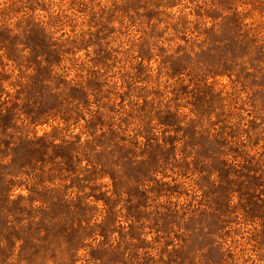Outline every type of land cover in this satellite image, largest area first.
Here are the masks:
<instances>
[{"label":"rangeland","instance_id":"1","mask_svg":"<svg viewBox=\"0 0 264 264\" xmlns=\"http://www.w3.org/2000/svg\"><path fill=\"white\" fill-rule=\"evenodd\" d=\"M0 27V264H264V0H0Z\"/></svg>","mask_w":264,"mask_h":264},{"label":"trees","instance_id":"2","mask_svg":"<svg viewBox=\"0 0 264 264\" xmlns=\"http://www.w3.org/2000/svg\"><path fill=\"white\" fill-rule=\"evenodd\" d=\"M0 30H2V27H0ZM2 50V49H1ZM8 52V51H7ZM60 78H59V76H54V77H52L51 78V82H54V81H58ZM62 85V90L63 91H66V90H68V85H69V83H66V85H64V84H61ZM59 93H60V91H59ZM86 96H87V94H86ZM82 106V103L79 101V99H78V105L76 106V108H69V110L68 111H70L71 113L70 114H73V113H75L78 109H79V107H81ZM66 113H68V112H66ZM72 116V115H71ZM145 117V116H144ZM143 117V118H144ZM143 118H142V121H143Z\"/></svg>","mask_w":264,"mask_h":264}]
</instances>
